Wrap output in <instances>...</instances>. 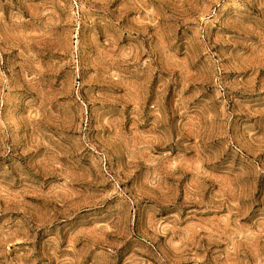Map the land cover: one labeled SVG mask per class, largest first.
<instances>
[{
	"label": "rangeland",
	"instance_id": "1",
	"mask_svg": "<svg viewBox=\"0 0 264 264\" xmlns=\"http://www.w3.org/2000/svg\"><path fill=\"white\" fill-rule=\"evenodd\" d=\"M0 264H264V0H0Z\"/></svg>",
	"mask_w": 264,
	"mask_h": 264
}]
</instances>
